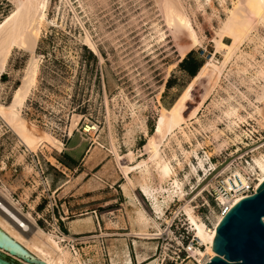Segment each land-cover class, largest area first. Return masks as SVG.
<instances>
[{
	"label": "rangeland",
	"instance_id": "374dc122",
	"mask_svg": "<svg viewBox=\"0 0 264 264\" xmlns=\"http://www.w3.org/2000/svg\"><path fill=\"white\" fill-rule=\"evenodd\" d=\"M157 1L48 0L34 54L39 73L21 115L26 126H29V131L35 136L43 138L46 133L62 144L57 148L51 143L43 142L30 150L32 152L50 149L53 153L62 155L64 148L70 145L79 146L82 156H85V151L94 145L101 151L96 162L103 159L104 164H137L148 157L144 146L148 136L154 133L161 110L171 109L187 91L188 98L179 112L184 121L182 130L176 131L174 137L161 145L160 154L170 162L176 178L183 182L188 194L183 201L173 198L164 215H157L158 220L151 217L164 233V223L169 224L172 214L175 211L177 213L188 201L193 214L212 229L216 217L220 215L214 199L219 197L221 183L230 182L227 170L221 173L228 163L241 159L243 164H237V167L233 164L234 168L230 173L238 171L240 174L243 167H246L252 172L256 171L258 178L259 172L254 166L253 158L264 155V100L255 101L254 93L249 88L257 89L264 82L260 80L249 83L248 78L254 71L251 67H247L248 72L243 79L238 77L235 74V59L224 73L225 75L230 70L229 74L226 77L223 75L218 83H215L210 68L197 80L180 71L178 61L181 48L189 45L190 40L186 31L177 33L176 36L166 29ZM234 1L236 0H181L194 31L202 40L200 46L191 48L188 53L201 66L207 62L216 65L222 62L221 52L215 50V39L220 21L225 19L226 10L231 8ZM13 9V0H0V22ZM153 24H157L165 32L161 41L155 39ZM257 32L264 39V29L259 27ZM86 38L96 44L99 55L87 47ZM223 42L230 44L231 40L226 37ZM252 48L253 45L249 44L243 45L241 49L249 52ZM29 58V52L17 48L12 50L5 71L0 76L1 105L10 102L13 91L21 83ZM261 58L256 55V62H260ZM237 63L245 64L243 61ZM167 81L170 82L169 88L165 87ZM242 95L247 100L241 98ZM237 102L244 107L239 111L244 119L239 127L230 132L222 111L227 105L235 106ZM255 107L259 108L260 115L253 113ZM133 112L144 122L145 132L139 128V124H134ZM250 113H253V117H250ZM129 127L134 128L131 142H127L125 135ZM215 128L223 133L219 139H214L212 135ZM235 135L239 136L237 140H234ZM226 137L231 141L229 145L220 152H215L217 141L220 143ZM111 141L120 155L119 161L115 160V154L111 151ZM24 148L26 147L18 143L13 133L1 138L0 164H25V156L22 155ZM128 151H132V157L126 155ZM195 151L202 158L208 155L204 164L206 172L197 168L196 174L191 173L189 162L197 167V160L193 155ZM187 153H190L189 156ZM209 160L214 164H208ZM244 161L249 163L248 166ZM250 166L255 168L254 171ZM153 168L155 167L152 165L146 180L157 189L160 179ZM218 173L222 174L221 177L212 179ZM132 175L135 178L133 181L139 179V173L134 172ZM145 198L140 195L146 205H151L146 196ZM180 219L184 234L182 243L185 246L194 237V233L183 211ZM149 232L156 234L154 229ZM135 234L134 238L138 243L134 250L142 256L138 258V264H146L152 260H156V264L198 263L190 254L182 256V262L176 260L173 253L177 252L176 239L179 241L180 238L175 234L170 239L164 235L140 238ZM60 244L70 255L67 264H79V261L83 264V254H78L77 261L64 244ZM200 246L199 250L204 252L205 246ZM111 258L113 261L103 258L101 264H126L125 261L128 260V256L123 255ZM90 262H97L96 257H91Z\"/></svg>",
	"mask_w": 264,
	"mask_h": 264
},
{
	"label": "bare ground",
	"instance_id": "6f19581e",
	"mask_svg": "<svg viewBox=\"0 0 264 264\" xmlns=\"http://www.w3.org/2000/svg\"><path fill=\"white\" fill-rule=\"evenodd\" d=\"M47 1L48 0H13L14 9L2 20V22H0V76L5 71L7 60L14 48L30 53V58L29 61L27 60L28 63L24 69V75L20 85L13 91L12 98L8 104H0V118L16 136L18 143L25 146L29 150H34L43 142L51 143L57 148H60L62 145L46 133L43 138L35 136L29 131L30 128L29 126H26V121H24L21 115L22 108H24L25 103L31 94V90L35 86L38 75L37 73H39L38 64L34 54L40 35V25L45 19ZM157 3L166 29H169V32L176 34V36L177 33L181 34V32L186 31L189 37V45L181 48L180 59L178 61L180 62L184 59L186 53H188L191 48L198 45L200 46L202 40L194 31L190 16L184 10L181 0H158ZM220 22V27L217 32L218 36L215 39V50L221 52L223 60L219 63V65H216L213 62H207L201 66L197 74L192 77L193 80L200 78L206 73L208 68H210L211 74L215 78V83H218L227 70V66H229L230 62L235 59V74L238 77L243 79L245 74H247L246 72H248L247 67H251L254 71L251 77L248 78L249 83L256 81L260 82V80H263L264 82V39L257 35V29L259 27L264 29V0L234 1L232 2L231 8L226 10L225 19ZM153 29L155 31L154 34H156L155 39L157 41H161L164 38L165 32H163L157 24H155ZM226 37L231 40L230 44H225L223 42V39ZM85 42L89 49L99 55L97 46L91 39L86 38ZM249 44L253 45L252 50L244 52L241 49L242 46ZM256 55H260L262 57L260 62H256ZM238 61H243L245 64L239 65L237 63ZM229 72L230 70H228L224 76L226 77ZM249 90L254 93L255 101L261 102L264 100V84L257 89L250 87ZM188 94L189 93L186 91L177 99L171 109H162L159 113L155 123L154 133L153 135L148 136L147 143L144 146L145 150L148 152V157L146 159H141L132 167H127L125 165V167L119 166L121 169L120 171H122L125 179L127 180L128 189L126 190H134L138 185L141 193L147 197L155 213L160 217L164 215L165 209L168 208V203H170L173 198L177 197L179 201H183L186 199L185 197L188 194L184 190L183 182L176 178L175 171L170 165V162L163 159L160 154L161 145L166 140L174 137L176 135V131L182 130L181 126L184 121L180 117L179 112L182 104L188 98ZM241 98L244 99L245 97L242 95ZM243 108V105L240 102H237L235 106L227 105L226 109L222 111V117L228 121L227 129L230 132H233V129L244 119L239 114V111ZM253 113L257 115L261 114L258 107L254 108ZM252 114H249L250 117H253ZM133 120L135 125L139 124V128L144 132L146 131L144 122L139 117L135 116L134 112ZM133 132L134 128L129 127L126 130V134L124 133L126 135L127 142L132 141L131 135ZM222 134L223 133L220 130L215 128L212 135L214 139H219ZM69 135H71V131ZM238 137V135H235L234 140H237ZM230 142L231 141L228 137L222 139L220 143L217 141L215 152H220L227 145H229ZM111 149L112 153L115 154V160L119 161L120 155H118L113 141H111ZM128 152L129 153L126 155L132 157V151ZM187 154L189 156L190 153ZM193 155L197 160V167L189 162L191 173L196 174L197 168L206 172L204 164L208 159V155H205V158H202L199 157L196 151ZM253 161L254 166H256L259 172L257 178L258 182L256 183L257 188L264 181V155L253 158ZM152 165L155 167L153 169L158 175L157 178L159 177L160 179L159 187L157 189L150 186L149 183H147L148 179L146 180V177L150 175V168ZM210 167L215 168L211 165ZM250 169L254 171L255 168L250 166ZM130 172L139 173V179L137 181L130 179L128 176V173L130 174ZM235 173L241 177L238 171ZM198 179V182H200L199 177ZM129 191L127 194H129ZM8 195L0 190V228L44 263L67 264L70 255L60 244L59 238L52 233L45 232L35 223L30 215L22 213L17 204L13 203L9 197L10 195ZM160 198H162V201H160ZM241 199L243 198H236L227 201L223 198H219V201L223 206L228 205L232 207ZM189 204L190 202L187 201L178 209V211L181 210L184 212L188 224L194 233V238L201 245L205 246L204 252L199 249H195L191 250L189 254L190 257L194 258L199 264H205L215 256V253L212 251V243L215 238L216 227L223 215L220 214L217 216L215 222L213 223V228L209 229L204 222L193 214L192 207H190ZM137 214L138 216L136 219L139 230L135 235L140 238H150L162 235L163 231L156 221H154L151 217H146L142 210H140ZM165 222L168 221L165 220ZM149 228H153L156 231V234H150ZM74 258L78 261V256H75ZM199 258L201 259L199 260ZM79 264H82L81 261H79ZM146 264H156V260H152Z\"/></svg>",
	"mask_w": 264,
	"mask_h": 264
},
{
	"label": "crops",
	"instance_id": "0c3cea01",
	"mask_svg": "<svg viewBox=\"0 0 264 264\" xmlns=\"http://www.w3.org/2000/svg\"><path fill=\"white\" fill-rule=\"evenodd\" d=\"M39 151L40 173L27 157L25 164H0V190L48 232H54L52 221H56L61 231L76 236L83 262L90 264L91 257H96L94 264H101V238L108 259L113 261L112 256L123 255L128 256L126 264H138L142 256L134 250L138 243L134 238L139 230L137 213L142 210L151 217L155 211L140 199V195L146 198L138 185L126 190L127 180L120 167L135 164H104L103 159L96 162L101 151L94 145L85 151V156L79 146L70 145L62 155L50 149ZM132 173L128 176L135 179ZM49 201L54 202L51 213L46 209Z\"/></svg>",
	"mask_w": 264,
	"mask_h": 264
},
{
	"label": "water",
	"instance_id": "95a60500",
	"mask_svg": "<svg viewBox=\"0 0 264 264\" xmlns=\"http://www.w3.org/2000/svg\"><path fill=\"white\" fill-rule=\"evenodd\" d=\"M215 256L205 264H264V181L216 227ZM0 264H46L0 228Z\"/></svg>",
	"mask_w": 264,
	"mask_h": 264
},
{
	"label": "built area",
	"instance_id": "2783aa9c",
	"mask_svg": "<svg viewBox=\"0 0 264 264\" xmlns=\"http://www.w3.org/2000/svg\"><path fill=\"white\" fill-rule=\"evenodd\" d=\"M91 129L93 130V128H91ZM9 134H12L10 129L8 128V126H6L5 122L0 118V139L6 138V136H8ZM22 155H24L25 157L28 158L29 164H31L33 166V168L38 173L41 172V165L40 164H42V163H41V160L39 158V156H40L39 150H37L36 152H32V151L28 150L27 148H24L22 150ZM240 160L241 159L231 160L228 163L229 165L226 167V169L221 171V173H224L227 170V173L230 175V177L228 178L230 182L227 183V184H229V186L227 184L221 183L222 187H221L219 197L214 199L215 202L217 203V206L220 209L221 215H224L231 208V206H228V205L223 206L221 204V202H219L220 197L223 198L224 200H227V201L232 200V199H236V198H245V197L251 195L252 193H254V191L256 189V183L258 182L256 171L251 172L246 167H243L244 170L240 173L241 177L238 175H235V173H232V174L230 173L232 168H234L233 164L236 165V167H237V164H243ZM208 164H214V163H212L211 160H209ZM244 164H247V166H248L249 163L247 161H244ZM234 170H237V169H234ZM221 175L222 174L218 173L212 179L220 178ZM208 195L211 196L210 193ZM46 209L48 210V212L51 213L54 209V202L49 201L46 205ZM180 216H181V211H178L177 213L175 211L172 214V216L168 220L169 224L164 223L165 224L164 229H163L164 233L162 235H164L166 238L168 237L169 239H170V237H174V234L176 236H179V238H180L179 241L176 239L178 249H177V252H175L173 254L176 256V260H180L182 262L183 261L182 256H184V255L189 256V252L191 250L199 249L201 246H200L199 242L194 237H192L185 244V246L183 245L182 241L184 239V237H183L184 234L181 231L182 222H181ZM153 218L155 220H158V216L155 212L153 213ZM52 224L56 227V229L54 230L53 233H55L57 235V237L60 240V243L64 244L65 248H67L74 257L78 256V254L82 255L81 249L78 246V239L76 238V236H69L65 232L61 231L57 227L56 221H52ZM157 239H159V238H157ZM99 249H100V253H101V258H108L106 245L103 242V239H101V238H100V242H99ZM83 264H87V263L83 262Z\"/></svg>",
	"mask_w": 264,
	"mask_h": 264
},
{
	"label": "trees",
	"instance_id": "16d2710c",
	"mask_svg": "<svg viewBox=\"0 0 264 264\" xmlns=\"http://www.w3.org/2000/svg\"><path fill=\"white\" fill-rule=\"evenodd\" d=\"M200 67L201 64L193 56H191V53H188L186 57L178 64V69L186 73L189 77L195 76ZM169 85L170 82L167 81L165 87L169 88Z\"/></svg>",
	"mask_w": 264,
	"mask_h": 264
}]
</instances>
